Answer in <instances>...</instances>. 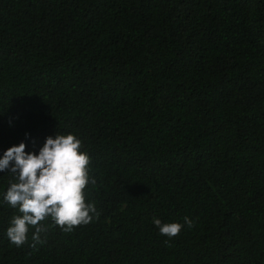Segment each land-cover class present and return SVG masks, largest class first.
I'll list each match as a JSON object with an SVG mask.
<instances>
[{"label": "trees", "instance_id": "obj_1", "mask_svg": "<svg viewBox=\"0 0 264 264\" xmlns=\"http://www.w3.org/2000/svg\"><path fill=\"white\" fill-rule=\"evenodd\" d=\"M58 133L99 216L17 247L0 171V264H264V0H0V158Z\"/></svg>", "mask_w": 264, "mask_h": 264}, {"label": "clouds", "instance_id": "obj_2", "mask_svg": "<svg viewBox=\"0 0 264 264\" xmlns=\"http://www.w3.org/2000/svg\"><path fill=\"white\" fill-rule=\"evenodd\" d=\"M82 141L74 134L49 136L43 147L36 152H26V144L9 147L0 158V171L11 176L4 201L18 210L6 230L8 239L17 247L28 241L30 229L33 246L43 243L41 234L48 231L42 222L51 219L64 232L87 225L99 213L94 203H87L85 189L95 179L89 175L90 156L82 151ZM189 228L194 221L184 218ZM153 223L161 235L177 236L183 225L179 222L162 223L153 217Z\"/></svg>", "mask_w": 264, "mask_h": 264}]
</instances>
